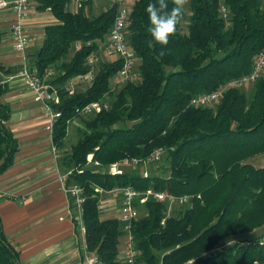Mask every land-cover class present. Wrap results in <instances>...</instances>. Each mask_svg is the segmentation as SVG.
<instances>
[{
	"label": "trees",
	"instance_id": "16d2710c",
	"mask_svg": "<svg viewBox=\"0 0 264 264\" xmlns=\"http://www.w3.org/2000/svg\"><path fill=\"white\" fill-rule=\"evenodd\" d=\"M70 1L31 0L36 10H48L56 19L43 27L42 43L31 61L41 76L49 68L54 70L47 79L60 98L54 105L60 111L51 133L54 147L64 146L69 123L81 107L101 99L108 103L99 113L83 116L80 136L59 158L66 169L65 185L82 188L85 251L94 253L99 264H122L118 260L121 223L116 217L101 218L100 193L95 188L130 186L188 195L190 203L177 216L166 215L164 201L150 198L136 204L140 215L130 232L140 264H264V234L212 251L223 238L264 223V166L249 162L264 154V69L248 92L228 86L250 72L264 49V0H187L189 13L183 9L182 17L185 31H180L181 20L165 46L155 43L148 30L146 8L156 0H130L125 37L139 78L112 90L109 81L120 61L111 58L96 65L95 78L85 90L68 95L65 83L87 70L86 59L108 38L118 6L110 2L94 15L90 14L93 0H79L75 11L66 8ZM166 2L169 10L176 5V0ZM2 36L0 30V41ZM78 41L83 44L74 50ZM223 88L211 105L191 103L199 94ZM5 92L7 86L1 84L0 175L13 164L18 150L7 125L11 108L1 101ZM158 147L165 149L168 175L107 171L111 163L144 158ZM0 264H20L1 222Z\"/></svg>",
	"mask_w": 264,
	"mask_h": 264
},
{
	"label": "crops",
	"instance_id": "0c3cea01",
	"mask_svg": "<svg viewBox=\"0 0 264 264\" xmlns=\"http://www.w3.org/2000/svg\"><path fill=\"white\" fill-rule=\"evenodd\" d=\"M66 8L74 11L71 3ZM10 21V13L0 11V30L3 33L0 67L16 70L21 57L11 48ZM55 22L56 19L48 10L40 12L35 6L32 8L24 26L28 35L26 55L29 60L42 43L43 27ZM96 56L97 62L98 59L101 62L102 59L107 60L102 52ZM15 72H0V82L7 86L1 101L11 108L7 125L18 142L13 164L0 175V190L5 193L0 198L2 230L18 252L20 264H86L84 233L76 222L75 206L71 205L61 189L59 178L64 171L59 166L58 155L52 150L51 134L44 129L43 107L21 85ZM260 155L250 158L259 164L256 167L264 166V158ZM100 201L101 216L112 218L116 214L118 218V205L109 199ZM124 242L123 235L118 244L120 261Z\"/></svg>",
	"mask_w": 264,
	"mask_h": 264
},
{
	"label": "built area",
	"instance_id": "2783aa9c",
	"mask_svg": "<svg viewBox=\"0 0 264 264\" xmlns=\"http://www.w3.org/2000/svg\"><path fill=\"white\" fill-rule=\"evenodd\" d=\"M112 3H117L116 14L112 23L111 30L108 34L106 41L101 44L96 52H93L86 59L87 70L84 73L73 76L65 83L64 88L68 95H72L76 90L85 88L94 80L96 74L97 65V53L102 52L107 59L115 58L120 61V68L115 74L117 83H124L130 80H136L139 78V73L136 69L134 52L126 41L125 26L129 14V6L127 2L130 0H109ZM74 7V11L81 5L79 0H71ZM8 11L11 15L10 21V43L12 50L19 54L21 57V63L16 69L15 75L20 79L21 84L27 88L33 95L34 100L41 103L43 107L42 119L44 122V129L48 133H52L53 125L56 119L60 116V111L54 108V105L59 104L60 98L58 89L54 85L47 82V79L54 74V70L49 68L44 75H40L36 65L29 60L26 55V47L28 44V35L25 31V23L29 18L31 11V0H0V11ZM221 12L226 13L225 7H221ZM83 42H75L73 45L74 50L81 48ZM86 45L90 44V41L85 42ZM264 69V49L255 57L252 68L249 73L240 76L229 82L242 86L255 82L261 75ZM224 88L197 95L192 99V104L195 106H207L216 102L222 94ZM108 103L106 100L92 101L79 109V115L88 116L99 113L102 109H106ZM52 150L55 151V147L52 145ZM165 153V149L158 147L154 149L144 158H124L120 161L111 163L107 167L108 173L120 174L124 167H137L142 164H149L157 162ZM88 162L91 161V155L87 157ZM144 177L147 173L143 174ZM66 175H61L59 182L62 191L71 199L75 207L79 210V229L84 233V227L80 219V206L84 201L82 194V188L77 184L65 185ZM99 193L104 190L101 188H95ZM119 194L120 196V208L118 219L121 223V229L125 236L124 248L122 252L123 264H140L138 261L139 252L135 248L132 234L130 232L131 223L136 220L140 212L136 204H144L148 199L152 198L157 201L167 200L169 203L179 202L187 203L189 200L188 195L174 196L166 191H156L153 189H147L140 191L130 186L115 187L110 191ZM5 193L0 190V198H3ZM163 223V220L161 221ZM85 251V245H84ZM84 260L86 264H99L97 257L92 252H86L84 254Z\"/></svg>",
	"mask_w": 264,
	"mask_h": 264
},
{
	"label": "rangeland",
	"instance_id": "374dc122",
	"mask_svg": "<svg viewBox=\"0 0 264 264\" xmlns=\"http://www.w3.org/2000/svg\"><path fill=\"white\" fill-rule=\"evenodd\" d=\"M128 3V2H127ZM110 4V1L108 3L107 0H93V5H92V9L90 11V14H97L98 12H100L101 10L107 8ZM35 6L34 3L31 4V10L32 8ZM68 8H70V5L68 6ZM183 9L185 14L187 15L189 13V7H188V3L187 0H183ZM185 24H186V19L182 20V22L180 23V31H185ZM101 62V60L99 61L98 59V63ZM102 62H106L105 60L102 59ZM2 70L0 69V72ZM2 83L0 82V85ZM110 87L112 90L119 88L122 83H117L115 77H111L110 81H109ZM22 85V84H21ZM251 84H245L242 86H238L235 84H230V86H235V87H239L245 91H249ZM23 86V85H22ZM107 100H109V97L106 96ZM86 117H83L81 115L75 117L68 126V134L67 137L65 139L64 142V146L61 149H58L55 147V153L56 155H58V161L59 158L62 157V155H67L65 153H68L70 151V147L72 144H74L76 142V140L78 139V137L80 136L79 132L82 128H84V120ZM121 125V124H119ZM129 125V124H128ZM262 155V156H261ZM260 157L263 159L264 158V154H261ZM164 154L162 155V157L157 161V162H153V163H149V164H142L140 166H137L135 168L127 166L124 167L123 170H127V171H134L136 170L139 174L143 175L144 173H147V176L149 175H168V170L166 171L167 167H168V162L165 161L164 159ZM259 160V159H258ZM250 163H253L255 166H259V164L257 162H255V160H250ZM62 166V165H59ZM64 168V169H63ZM62 169L64 171H66L65 167L62 166ZM65 175V173H64ZM99 204H100V200H112L113 203H115V205H118V212H119V208H120V198H119V194H114V193H108L106 191H103L102 193H100V197H99ZM165 205H166V215L167 216H171V215H179L180 212L184 211V209L186 207H188V205H190L189 201L187 203H179L177 201L169 203L167 200L164 201ZM75 206V205H74ZM116 213V211H114ZM140 212V211H139ZM74 213L75 216L78 217L76 218V222H79V210L74 207ZM101 213V212H100ZM116 214L112 215V218L115 217ZM101 218H104V215L101 216ZM264 234V223L259 226V227H255L253 228L251 231L249 232H244L238 235H231V236H227L225 238H223L222 240H220L216 246L213 248L212 251H222L224 249H227L228 247H230L231 245H233L236 242H243V241H247L252 237H258L260 235ZM124 235V233H123ZM122 235V236H123ZM118 260L119 259V254H118ZM121 262V261H120ZM122 263V262H121ZM123 264V263H122ZM259 264V263H256Z\"/></svg>",
	"mask_w": 264,
	"mask_h": 264
},
{
	"label": "clouds",
	"instance_id": "9594fccd",
	"mask_svg": "<svg viewBox=\"0 0 264 264\" xmlns=\"http://www.w3.org/2000/svg\"><path fill=\"white\" fill-rule=\"evenodd\" d=\"M149 33L152 40L165 46L169 43V37L172 36L177 25L183 17V0H176V5L169 10L166 0H156V3H150L146 8Z\"/></svg>",
	"mask_w": 264,
	"mask_h": 264
}]
</instances>
